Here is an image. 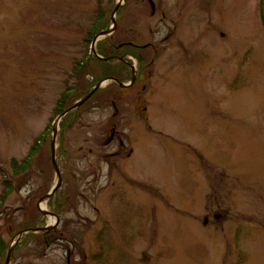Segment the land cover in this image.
I'll return each mask as SVG.
<instances>
[{
    "label": "rangeland",
    "instance_id": "rangeland-1",
    "mask_svg": "<svg viewBox=\"0 0 264 264\" xmlns=\"http://www.w3.org/2000/svg\"><path fill=\"white\" fill-rule=\"evenodd\" d=\"M152 1L154 11L148 0H0V196L10 161L45 136L0 201V264L25 220L56 225L63 239L23 234L10 264H264V0ZM102 9L100 31L116 29L100 41L152 45L132 51L150 66L127 91L106 70L130 79L136 57L123 51L105 66L86 41ZM101 76L109 94L75 113L59 157L58 99ZM111 100L122 146L108 131ZM55 127L59 219L46 198L58 183Z\"/></svg>",
    "mask_w": 264,
    "mask_h": 264
},
{
    "label": "trees",
    "instance_id": "trees-1",
    "mask_svg": "<svg viewBox=\"0 0 264 264\" xmlns=\"http://www.w3.org/2000/svg\"><path fill=\"white\" fill-rule=\"evenodd\" d=\"M123 11H124V8H121L119 10L118 14L121 16ZM263 17H264V15H263ZM108 22H109V19H108L107 11L104 9L100 10L98 20L93 25V28L89 31L88 36L86 35V38H87L86 41L89 43H92L94 38L101 32L100 30L102 28H104L105 25L108 24ZM114 37L120 38L118 35H116ZM129 43H132V42L128 41V40H120V39L114 40L113 36L106 38L102 41H99L97 44V51L101 56H103L104 59L98 58V59H96V61L104 64L105 66H110L111 62L115 58L114 56H116L117 54H119L123 51L124 52L128 51L132 55H134L138 61V66L140 69L138 71V77L140 75L143 76V72L141 74V71H143V70H141V68H143L142 66L145 65V67L147 68L150 66V63H148L147 58L137 57L136 54H134L132 52L133 50H137V49L141 50L142 49L141 47H138L137 45H131ZM107 58L110 60H108V61L105 60ZM128 63L130 64V61ZM86 67L87 66H84V65H78V67L76 68V74H77L78 78L80 76L84 75V69ZM106 71L109 72L108 73L109 75H107L106 77L115 78L119 82H124V81L128 80L127 78H129L128 75L125 78L120 77L119 76V73L121 72L120 70H106ZM129 72H130V74L132 73V71H129ZM110 73H111V75H110ZM99 78H100V80H97V77H94L95 82L97 81L96 84H98L99 82H101L102 80L105 79L104 76L103 77L101 76ZM137 82H138V78L136 79V82L134 83L132 88L137 85ZM116 87L122 91H127V89H128V88H121L119 85H116ZM92 89H93V87H89V88H87V90L80 92L79 95L74 100H72V96L74 94L71 91H67V92L63 93L60 96V98L58 99L57 106L55 108V113H56L57 117L61 116L67 109L71 108L78 100L85 98L92 91ZM101 91H103V90H97L96 93L91 97V99H89L86 103H84L83 106H81L80 108H78L74 112L69 113L68 115H66L63 118V120L60 124L61 131L59 133L60 134L59 135L60 146L58 148V153H57V155L59 157L65 156L67 153V149H66V146L64 143L65 135H66L67 131L70 130L73 127V124L76 122L77 117L75 118V113H78V111H80L81 108H83L87 104H89L97 95L102 94L103 92H101ZM103 94H106V93H103ZM51 129L52 128H49V130H51ZM48 132H50V131H48ZM44 138H45V136H41L35 141L33 147L31 148V150L29 152V154L24 159L17 160L15 158H13L10 161L9 165H10L12 176H7V175L4 176V179L2 181L4 190L0 196L1 203L5 202L8 199V197L13 193V191L15 190V185L17 183H19L22 178L26 177V175L30 173V171H31L30 167H31L32 160L39 153L40 147H42V141L44 140ZM51 155H52V151H51ZM107 162L111 163V161H109L108 159H107ZM46 194H47V192L44 195H46ZM66 201H67V199H66ZM66 201L58 202L57 195H56L55 199H54V197H51L48 204H50V206L54 205L55 209H57V211L55 212V215L60 217V215H61L60 210L65 205ZM36 228H39L38 227V220H34V221L33 220L26 221L25 220V222H23V224L19 227L18 230H19V232H22V231H27V230L36 229ZM15 234H17V232H15ZM38 235L43 237V242L45 245L51 244L56 239H63L61 231L58 229H53L50 232H43V233L40 232L38 234L29 233L24 238L25 239L31 238V237L36 238ZM0 251H2V253H4L6 251V245L4 244V241H2L1 236H0Z\"/></svg>",
    "mask_w": 264,
    "mask_h": 264
},
{
    "label": "water",
    "instance_id": "water-1",
    "mask_svg": "<svg viewBox=\"0 0 264 264\" xmlns=\"http://www.w3.org/2000/svg\"><path fill=\"white\" fill-rule=\"evenodd\" d=\"M150 4L152 5V9L153 11L155 10V5L153 3L152 0H149ZM121 7V5L118 3L116 8L114 9L113 11V15L115 16V14L117 13V11L119 10V8ZM115 18L112 19V21L114 22ZM112 30L114 31L115 30V26L114 28H111L109 30H104V31H101L95 38L94 40L92 41V50H93V55L94 56H97L98 58L100 59H104L102 58L98 53H97V50H96V46H97V43L103 39L104 37H108L111 35V32ZM99 37H102V38H99ZM107 60V59H105ZM134 80V79H133ZM132 80V81H133ZM121 87H126L128 86L127 84H123V83H119ZM102 86V83H99L97 84L93 89L92 91L83 99L79 100L78 102H76L71 108H69L68 110H66L61 118L58 120V126L60 124V122L62 121V119L70 112L76 110L77 108H79L80 106H82L85 102H87L94 94L95 92L100 89V87ZM57 131H58V128L55 127L53 129V140H52V163H53V166H54V169H55V172L57 174V177H58V183L52 188V190L50 191V193L46 196L47 199H50L51 196H53L55 194V192L60 188L61 186V183H62V175H61V172H60V169L58 168L57 166V163H56V160H55V152H56V148L54 146V142L56 140V135H57ZM47 213V212H46ZM48 214V213H47ZM57 219H59L57 217ZM59 221V220H58ZM56 225H48L44 228H39V229H34V230H28L29 232H33V233H37L39 231H50L52 230L53 228H55ZM26 232H21L20 233V236L17 237V241L20 240V238L22 237L23 234H25ZM17 241H15L14 243L11 244L10 248H9V252H8V256H7V259H6V262L5 264H9L10 263V260H11V257L13 255V252H14V247L16 246L17 244Z\"/></svg>",
    "mask_w": 264,
    "mask_h": 264
},
{
    "label": "flooded vegetation",
    "instance_id": "flooded-vegetation-1",
    "mask_svg": "<svg viewBox=\"0 0 264 264\" xmlns=\"http://www.w3.org/2000/svg\"><path fill=\"white\" fill-rule=\"evenodd\" d=\"M130 71H132V70H130ZM151 76V72L149 73V77ZM144 84V83H143ZM146 90V86H143L142 87V90H138V92H137V95H138V97L140 98V100L142 99V96H141V94L144 92ZM141 93V94H140ZM109 94V91L105 94V95H108ZM140 102V101H139ZM118 103H119V101H116V100H111V106H112V108H113V111L115 112L114 113V116L112 117V119L111 120H109L108 122H109V124H108V131H110V133H112V134H114V142L115 143H118V144H120L121 146L123 145V142L124 141H126V137H122L121 136V134L123 133V132H121L120 130H119V123H117V117L120 115V108H119V106H118ZM139 106V105H138ZM140 114L141 115H143L141 112H140ZM144 116V115H143ZM129 139H127V142L129 143ZM215 217L216 218H218L219 217V215L218 214H216L215 215ZM208 220L207 219H205V222H207Z\"/></svg>",
    "mask_w": 264,
    "mask_h": 264
},
{
    "label": "bare ground",
    "instance_id": "bare-ground-1",
    "mask_svg": "<svg viewBox=\"0 0 264 264\" xmlns=\"http://www.w3.org/2000/svg\"><path fill=\"white\" fill-rule=\"evenodd\" d=\"M42 208H44V210H45L46 212H48V211L46 210V205H45V204H43ZM51 219H54V218L51 217ZM51 221H52V220H50V222H51Z\"/></svg>",
    "mask_w": 264,
    "mask_h": 264
}]
</instances>
